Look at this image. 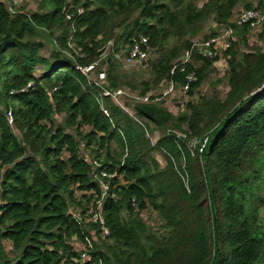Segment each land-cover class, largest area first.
Here are the masks:
<instances>
[{"label": "trees", "instance_id": "16d2710c", "mask_svg": "<svg viewBox=\"0 0 264 264\" xmlns=\"http://www.w3.org/2000/svg\"><path fill=\"white\" fill-rule=\"evenodd\" d=\"M7 1L16 10L0 0V264H77L88 237L96 241L84 264H264V51L248 43L250 26L232 21L246 0H39L33 13ZM211 17L248 51L231 42L229 91L189 101L180 116L160 103L132 106L131 116L77 69L102 62L112 89L135 91L117 56L142 36L150 58L141 70L153 77L142 94L168 81L183 88L194 73L193 99L219 60L194 47ZM101 172L112 176L109 239L74 217L100 199ZM150 211L155 228L143 219Z\"/></svg>", "mask_w": 264, "mask_h": 264}, {"label": "built area", "instance_id": "2783aa9c", "mask_svg": "<svg viewBox=\"0 0 264 264\" xmlns=\"http://www.w3.org/2000/svg\"><path fill=\"white\" fill-rule=\"evenodd\" d=\"M2 2H5L9 6V10L11 13H14L15 10L10 6V3L7 0H1ZM20 0H15L14 4L17 6V3ZM236 24L239 26H250V27H260L264 24V7L263 8H253L242 11L237 19ZM233 32L232 30H228L226 34L223 37H226L227 39L219 36L212 39L207 40L206 42H203L202 44H194V47L197 48L206 58L210 59L214 51L217 49V45L221 42L225 46V49H228L231 46L230 39L232 38ZM133 46L131 50L124 56H117V58L123 62L126 66H139L141 69H146L148 66V60H149V49H148V40L145 37H139L138 39L133 40ZM107 55V54H105ZM104 55V56H105ZM191 58V52H186L182 60L175 63L174 68L171 71V74H174L175 70L180 67L181 64L187 63ZM98 62L86 66V67H77V69L82 73L84 76H86L89 81L96 86L97 88L101 89V96L103 99H109L116 107L120 108L125 113L133 116V111L129 109V102L134 99L135 104H154L158 103L162 98L168 96L172 93H179L181 95H187L190 87V83L194 82L196 79L195 74H190L187 77V85L183 88H177L174 81H168L164 82L161 86H163V90L160 95L152 96L151 92L143 95V94H136L134 93L130 88H118V89H112L109 84L107 83V77L106 72L103 70L97 71L98 68ZM98 72V79L94 80L91 78L92 73ZM28 87H31L28 86ZM133 109V108H132ZM102 111L105 114V116L110 117L111 113L110 110L106 107H102ZM7 118L9 120L10 124H13V112L10 110L7 113ZM178 137H184L182 134L178 133ZM206 140L204 142V145L202 148L205 147ZM80 149L82 150V158L85 163L89 164L94 171H96L97 168H99L98 162L93 158L92 151L93 148H86L85 144H80ZM97 176L100 178L98 180L100 182L101 187V197L97 202L91 203L85 210H76L74 213V217L83 224H95L100 226L101 234L104 238L109 239L111 236L109 228L106 226V220L103 214V208L105 205V201L107 197L109 196L110 192V184L108 182H105L104 179L111 178L112 176H108L105 172H101L100 175L97 174ZM96 176V178H97ZM96 180V179H95ZM114 197V196H113ZM147 214L148 216L152 214V212H147L143 214V219L145 220L148 225L152 227H156L148 222L147 220ZM94 241H96V238H87L85 245H82L83 248L80 249V259L76 260L75 262L77 264H84L90 260L91 257V251L94 248ZM12 249V247H10Z\"/></svg>", "mask_w": 264, "mask_h": 264}, {"label": "rangeland", "instance_id": "374dc122", "mask_svg": "<svg viewBox=\"0 0 264 264\" xmlns=\"http://www.w3.org/2000/svg\"><path fill=\"white\" fill-rule=\"evenodd\" d=\"M207 1L208 0H193V2H195L199 8H201ZM247 3H250L252 4V6L257 8L259 4V0H246L245 4ZM245 4H241L236 8V10L234 11L232 21L237 19L238 15L245 9ZM17 7L19 9L24 8L26 12L33 13L38 10L39 0H20L17 3ZM262 26L251 27L250 32L247 35V39H248V43L250 44V46L259 47L263 49L264 51V39H260V36H259L260 33L262 32ZM201 28L202 30L200 31L198 36L193 40L196 44H202V42L204 41V38L209 37L213 34L215 36H212L210 39L219 37V36L223 37L226 34V32L229 30L227 26L216 23L214 17H211L206 22H204ZM120 34L121 33H119L118 36ZM223 38L227 39L226 37H223ZM241 39H242V35H238L235 33L234 35H232V38L230 39V41L238 42L239 43L238 48L243 52H247L248 49L246 47L244 48V46L241 45ZM175 43L176 42H174V44ZM224 47L225 46L223 45L222 42L217 45V49L214 51L213 56L210 58V60H213L219 57V60L214 65V67L216 68L215 72H213L209 76V78L204 82L201 89L195 95L193 99L189 98L187 95H181L177 92V93L169 94L168 96L162 98L157 104L159 103L162 104L168 110V112L171 113L172 115L180 116L181 114L186 112V105L189 101L194 100L196 102L199 100V97H202V96L212 97V96L218 95V96L224 97L225 94L229 91V86L224 76L225 74H227V71H228V62L223 56L224 52L227 49H225ZM51 51H52L51 46L47 44L45 46V49L42 51V54L46 57H50ZM108 51L109 49H107L106 54H108ZM154 57L155 55H153L152 53L151 59L153 60ZM149 58H150V54H149ZM97 68H98L97 71H100V70L105 71V68L102 67V62H99V66ZM121 71L124 75L128 77L127 79L130 82L135 84L134 86H136V90L133 92L136 94H142V91L144 89V86L142 84L143 82H148L153 79L152 74L149 70H141L139 66H126L123 64V62H122ZM41 73L42 71L38 72L37 74H41ZM91 78L94 80H97L98 72L92 73ZM162 90H163V86H159V87L153 86L151 90V95L152 96L160 95ZM135 101L136 100L132 99L128 104L129 109L132 111L134 110L132 106L138 105V104H135ZM133 114H134V111H133ZM55 122L57 124H62L63 116L61 115L56 116ZM159 136L160 134L158 132L152 135L151 138L153 142H156ZM156 158L160 162H162V165L164 164L162 158L158 154L156 155ZM147 220L151 225L153 223L154 226H157V221L151 215L148 216L147 214ZM82 248H83L82 245L78 246V249H82ZM7 252L10 256L12 257L14 256L13 252H11L10 247L7 248Z\"/></svg>", "mask_w": 264, "mask_h": 264}]
</instances>
